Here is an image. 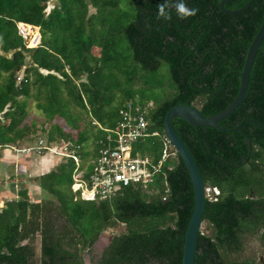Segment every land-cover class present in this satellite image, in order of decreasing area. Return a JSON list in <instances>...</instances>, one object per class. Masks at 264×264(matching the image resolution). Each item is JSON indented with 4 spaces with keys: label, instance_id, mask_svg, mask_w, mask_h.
Listing matches in <instances>:
<instances>
[{
    "label": "trees",
    "instance_id": "1",
    "mask_svg": "<svg viewBox=\"0 0 264 264\" xmlns=\"http://www.w3.org/2000/svg\"><path fill=\"white\" fill-rule=\"evenodd\" d=\"M47 1L0 0V146L38 138L34 121L25 120L31 98L41 123H48L39 127L45 142L69 141L79 158L90 159L104 140L102 128L115 125L127 101L145 108L148 127L159 132L164 113L175 104L195 106L204 116L223 109L237 91L246 49L264 18V0L236 14L221 12L219 0H185L196 14L180 19L173 11L171 20L157 18L163 0H130L133 15L119 28L123 45L106 23L119 10L112 0H88L95 9L88 16L87 0H57L46 12ZM246 2L230 0L223 7ZM97 14L105 30L98 36ZM18 21L39 28L38 46L24 45ZM164 68L173 89L158 99L153 87L165 85ZM241 120L239 131L171 120L204 188L218 191L215 199L205 197L193 264H261L256 254L264 249V35L243 99L218 124L231 129ZM88 139L91 151L85 149ZM72 168V159L65 158L32 178L47 197L29 201L23 190L5 202L0 264H33L36 235L38 264H84L82 253L103 231L111 238L94 264H181L193 197L177 154L164 163L152 191L139 184L119 186L92 201L73 199Z\"/></svg>",
    "mask_w": 264,
    "mask_h": 264
},
{
    "label": "built area",
    "instance_id": "2",
    "mask_svg": "<svg viewBox=\"0 0 264 264\" xmlns=\"http://www.w3.org/2000/svg\"><path fill=\"white\" fill-rule=\"evenodd\" d=\"M15 28L25 46L32 48L40 44L37 26L15 22ZM102 129L105 132L104 140L99 142L96 155L84 169L80 167L81 159L72 148L68 150L63 142L58 150L56 146L41 139L28 147L6 148L9 147L16 153L30 151L42 154L51 151L62 157L71 158L73 168L70 174V190L73 199L76 197L89 201L104 199L119 186L135 184L152 191L156 175L160 173L167 160L176 157V152L162 132L148 127L145 108L127 101L118 109L115 125ZM151 137H155L159 145L155 157L140 155L133 150L134 144L141 145L145 139ZM2 148L5 149L4 146ZM217 194L215 187L204 188V195L209 199H215Z\"/></svg>",
    "mask_w": 264,
    "mask_h": 264
},
{
    "label": "water",
    "instance_id": "3",
    "mask_svg": "<svg viewBox=\"0 0 264 264\" xmlns=\"http://www.w3.org/2000/svg\"><path fill=\"white\" fill-rule=\"evenodd\" d=\"M230 0H219L218 8L221 12L226 14H236L245 8L253 0H247V2L237 9H225L223 4ZM264 35V18L259 24L255 34L253 35L244 55L243 63L240 71L238 72V87L237 91L232 98V100L220 111L210 114L208 116H204L195 106L187 105V104H175L169 109L166 110L162 119V133L165 135L172 148L176 152L177 156L180 158L183 163L187 174L190 179L191 187H192V197H193V205L192 210L187 221V225L184 232V240L182 245V255H181V264H193V256H194V247H195V239L196 235L201 228V214L204 206V185L202 179L200 177L199 171L195 165V162L182 142L181 138L174 130L171 120L173 117H177L182 119L189 125L193 127H214L221 131H239L240 126L243 122L241 120L236 126L231 129L221 127L218 122L226 117L229 113H231L237 105L243 99L248 82V74L250 65L252 63L254 54L261 42V39ZM245 145L247 147V153L249 152V139L247 137L244 138ZM111 235L109 236V238ZM37 244L34 248V255L36 258V264H38V256H39V236L36 235Z\"/></svg>",
    "mask_w": 264,
    "mask_h": 264
},
{
    "label": "rangeland",
    "instance_id": "4",
    "mask_svg": "<svg viewBox=\"0 0 264 264\" xmlns=\"http://www.w3.org/2000/svg\"><path fill=\"white\" fill-rule=\"evenodd\" d=\"M113 3H116L118 6H119V10L113 12L111 15L109 12L107 11H103L101 14L102 15H106L107 17L111 18L106 22L107 23V26L109 27V31L114 33V38H119L121 39V44L125 45L124 44V41H123V38L121 36V32H120V27L122 25H124L133 15V12H134V9L133 7L131 6V3H130V0H112ZM87 4H88V10H87V16L90 15L91 13H94L95 9L92 8L89 4V1L87 0ZM58 5V2L57 0H48L47 1V4H46V8H45V11L48 12L53 6H56ZM122 10V11H121ZM125 11V15L121 14V12ZM115 14V15H114ZM110 15V16H109ZM102 18V16L100 14H97L95 16V21H93L94 23V31L96 32V36L99 35V31H100V28L104 30V27L101 26V23L99 21V18ZM113 18V19H112ZM19 22V21H18ZM23 23V22H22ZM26 24V23H25ZM34 27V25H31ZM98 27L97 30H95V27ZM85 27H86V30L89 32L90 34V31H89V25L88 23L85 24ZM38 33L39 35L41 34L39 28H38ZM120 33V34H119ZM26 47H29L28 45ZM128 51V50H127ZM6 55H9V53H6ZM26 55H28V53H26ZM27 60V56L25 58ZM160 78L162 79L163 82H165V85H162V86H157V85H154L153 87V94L154 96H156V98L158 99H162L164 97H167L168 96V93L170 90L172 91L173 89V86L171 84V82L168 80V76H167V71L166 69L164 68L163 70V73L161 74ZM168 90V91H167ZM26 112H27V117L25 118L26 121L30 122V121H34V130L36 131L34 133L35 137H38L36 139V141H38L39 139H41L42 141L45 140V135L44 133H41L40 131V125H43L44 127H47L48 126V123L45 121L44 123H41L44 118L42 116V114L34 107V101L31 99V98H28L27 99V102H26ZM36 141H31L30 143H27V142H22V143H13V144H8L10 145L11 147L15 148V149H20L21 147H24V146H29V145H32V144H35ZM62 142L64 145H66V148L69 150L71 149L70 145H69V141H66V140H62V139H58L57 141H52L50 142V145H54L56 146L57 150H58V147L62 146ZM86 146H85V149L88 150V151H91L92 150V147H93V143L91 142V140H87L85 142ZM4 146V145H3ZM2 147H0V151H2L1 149ZM6 149V148H5ZM7 150L9 152H11L12 154H18V155H43L46 153H42V154H38V153H35V152H30V151H27V152H23V153H16L14 152L13 149L11 148H7ZM133 150L138 152L140 155H148L150 157H155L157 154H158V150H159V145L157 143V139L155 137H151V138H148V139H145L143 141V143L141 145H133ZM50 153L49 157L51 159H55L54 161L53 160H50V162H60L62 160H65L66 157H62L60 155H57V154H53V152H48ZM80 167L82 169H84V167L88 166V164L90 163V158H89V154L84 156L83 158L80 157ZM71 174V173H70ZM71 178V176H70ZM31 181V180H30ZM47 197V194H41V195H38V197H42V196H45ZM201 226H203V224H201ZM111 235V233H109L108 231H103L97 238V240L95 241L94 243V248L93 250L87 255H85V252L82 253V256H84V262L85 264H93L95 258H96V255L97 253L105 246L106 242H107V237H109ZM36 245V243H35ZM256 246V245H255Z\"/></svg>",
    "mask_w": 264,
    "mask_h": 264
},
{
    "label": "crops",
    "instance_id": "5",
    "mask_svg": "<svg viewBox=\"0 0 264 264\" xmlns=\"http://www.w3.org/2000/svg\"><path fill=\"white\" fill-rule=\"evenodd\" d=\"M6 146L10 145L5 144L4 147ZM44 153L46 155L22 156L2 148L0 151V209L4 207L6 201L17 198L23 190L26 191L29 201L37 202L46 197V195L38 197L45 192L37 182L32 180L33 177L49 171L57 164V161L53 162L55 159L49 157L50 153ZM50 160L53 161L50 162Z\"/></svg>",
    "mask_w": 264,
    "mask_h": 264
},
{
    "label": "clouds",
    "instance_id": "6",
    "mask_svg": "<svg viewBox=\"0 0 264 264\" xmlns=\"http://www.w3.org/2000/svg\"><path fill=\"white\" fill-rule=\"evenodd\" d=\"M157 18L171 20L172 12L175 11L180 19H185L196 14V9H190L185 0H163L157 6Z\"/></svg>",
    "mask_w": 264,
    "mask_h": 264
},
{
    "label": "flooded vegetation",
    "instance_id": "7",
    "mask_svg": "<svg viewBox=\"0 0 264 264\" xmlns=\"http://www.w3.org/2000/svg\"><path fill=\"white\" fill-rule=\"evenodd\" d=\"M261 171H263V173H264V168H262ZM110 238H111V237H110ZM110 238H109V237L106 238V239H107V242H106L105 246H104V247H103V248L97 253L96 258H95L93 264H94L95 261L99 258L101 252L103 251V249H104V248L106 247V245L108 244ZM35 243L37 244L36 236L34 237V241H33V243H32V244H33V248H35ZM94 243H95V242H94ZM94 243L92 244L91 248H90L88 251L85 252V255L88 256V254L93 250V248H94ZM256 258H257V260H258L259 263L264 264V249H260V250L258 251V253L256 254ZM81 259L83 260V263L85 264V262H84V256H81ZM30 262H33V264H36V258H35V255H34V257L31 258ZM38 263H39V256H38Z\"/></svg>",
    "mask_w": 264,
    "mask_h": 264
}]
</instances>
